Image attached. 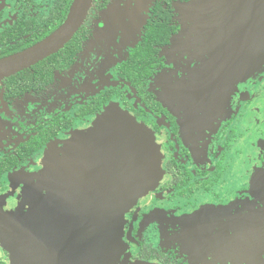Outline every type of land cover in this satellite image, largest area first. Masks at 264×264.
I'll return each mask as SVG.
<instances>
[{
  "label": "flooded vegetation",
  "instance_id": "obj_1",
  "mask_svg": "<svg viewBox=\"0 0 264 264\" xmlns=\"http://www.w3.org/2000/svg\"><path fill=\"white\" fill-rule=\"evenodd\" d=\"M74 1L0 0V61L57 31ZM117 114L149 133L160 160L157 184L124 215L121 258L264 264V0H89L58 52L0 80V220L53 191L49 151L88 146L103 121L123 129ZM102 139L83 157L116 160ZM92 176L102 183L78 191L111 210L121 188ZM0 264H9L1 246Z\"/></svg>",
  "mask_w": 264,
  "mask_h": 264
},
{
  "label": "rangeland",
  "instance_id": "obj_2",
  "mask_svg": "<svg viewBox=\"0 0 264 264\" xmlns=\"http://www.w3.org/2000/svg\"><path fill=\"white\" fill-rule=\"evenodd\" d=\"M105 114L114 119L113 110L109 109ZM115 120L118 124L125 125L123 130L120 126L110 130L105 126L108 122L103 121L99 123L101 127L98 136H92L88 146H82L80 143L82 141L75 139L69 142L62 151L56 149L49 151L51 163L59 169L55 174L53 191L43 197L36 194L26 201L23 198V201L29 205L26 213L22 212V205H19L2 214L0 246L8 252L9 264H34V256L39 257L40 264H62L61 262L66 259L79 255L88 244L89 239H92L95 234H97V240L107 239L115 244L112 263L124 264L126 262L121 258L125 249L122 240L124 215L130 209V205H134L142 197L134 196L129 186L133 178L137 176L144 180L143 189L145 192L153 189L160 175V160L158 151L154 148L153 139L146 130L136 128L134 122L122 119L119 114L116 115ZM107 136L111 137L108 142H111L113 147L117 146L119 154L116 160L99 159L103 157L96 152L92 153V158L83 157L84 149L88 153L89 149L98 147L97 145L105 147L102 138ZM144 150L146 151L143 159L140 162H134L130 167L128 163L140 151ZM62 155L63 157H61ZM77 157L80 158L76 159ZM83 162H87L89 165V173L87 170L85 174L80 172L79 166L81 163L84 165ZM68 168L73 171L69 172L67 180L64 174ZM132 169L133 171H131ZM128 172L130 173L126 176ZM94 173L102 175L108 173L113 188L116 185L117 189L121 188L117 196V200L121 199L118 201L121 206L113 202L111 210L107 209L111 204H103L99 209L94 205L96 196L78 191L82 184H85L87 188L88 184L102 183L97 180L98 178L92 176ZM122 175L123 177L120 179ZM115 179L116 181H114ZM123 183L124 189H122ZM70 184H76V186L73 187ZM67 197L69 207H66ZM126 201L131 203L127 207H123ZM67 208L70 213L71 210L81 212L83 219H80L76 225L70 223L66 213ZM120 209L121 214L119 215ZM100 216L104 218L101 223L98 220ZM101 250L102 244L99 242L96 253Z\"/></svg>",
  "mask_w": 264,
  "mask_h": 264
},
{
  "label": "water",
  "instance_id": "obj_3",
  "mask_svg": "<svg viewBox=\"0 0 264 264\" xmlns=\"http://www.w3.org/2000/svg\"><path fill=\"white\" fill-rule=\"evenodd\" d=\"M89 0H75L71 11L68 15L65 23L52 35L47 37L37 45L13 55L7 59L0 61V80L4 77L11 76L23 69L29 68L44 58L58 52L76 33L85 17L86 9L88 7ZM121 130H123L121 128ZM132 186L130 190L134 193V196H142L145 193L144 180L134 177L132 180ZM116 200V203L121 206V203ZM131 202H124L123 207H127ZM115 208V206H114ZM122 209V208H121ZM121 209L119 215L121 214ZM115 211V210H114ZM106 235V233H105ZM92 236V235H91ZM61 241V240H60ZM102 244V250L96 253L97 244ZM55 246V245H54ZM115 244L107 239L97 240V234L89 239L88 244L79 255L72 256L66 259L62 264H116L112 263L115 250H113ZM63 257V256H61ZM65 257V256H64ZM34 264H40L39 257L34 256ZM127 262V260H125ZM124 264H129L128 262ZM130 264H150V263H130Z\"/></svg>",
  "mask_w": 264,
  "mask_h": 264
},
{
  "label": "snow or ice",
  "instance_id": "obj_4",
  "mask_svg": "<svg viewBox=\"0 0 264 264\" xmlns=\"http://www.w3.org/2000/svg\"><path fill=\"white\" fill-rule=\"evenodd\" d=\"M120 2H121V0H120ZM128 2H129V0H128ZM104 25H101V27H103ZM35 170V169H34ZM254 180H255V178H254Z\"/></svg>",
  "mask_w": 264,
  "mask_h": 264
}]
</instances>
